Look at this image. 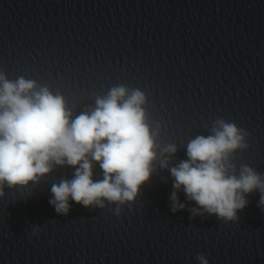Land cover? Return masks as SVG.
<instances>
[{
	"label": "clouds",
	"instance_id": "clouds-1",
	"mask_svg": "<svg viewBox=\"0 0 264 264\" xmlns=\"http://www.w3.org/2000/svg\"><path fill=\"white\" fill-rule=\"evenodd\" d=\"M148 97L140 88L121 83L94 104L76 114L60 92L47 84L18 76L10 80L0 69V198L5 188L38 184L56 167L74 169L71 179L51 185L49 203L67 216L69 201L90 209H110L116 216L122 206L136 201L141 186L158 170H168L173 179L170 207L173 213L187 208L179 200L183 191L194 207L191 218L215 215L225 223L239 221L248 194L260 193L264 212V173L248 164L234 162L237 151L250 145V133L233 121L217 117L210 134L196 135L185 148L187 159L173 165L177 144L160 142V122L150 123ZM99 165L102 179L95 180ZM41 229L34 224L33 235ZM199 264H209L198 254Z\"/></svg>",
	"mask_w": 264,
	"mask_h": 264
}]
</instances>
